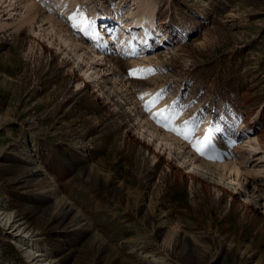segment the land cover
<instances>
[{
  "label": "rangeland",
  "instance_id": "1",
  "mask_svg": "<svg viewBox=\"0 0 264 264\" xmlns=\"http://www.w3.org/2000/svg\"><path fill=\"white\" fill-rule=\"evenodd\" d=\"M0 264H264V0H0Z\"/></svg>",
  "mask_w": 264,
  "mask_h": 264
},
{
  "label": "bare ground",
  "instance_id": "2",
  "mask_svg": "<svg viewBox=\"0 0 264 264\" xmlns=\"http://www.w3.org/2000/svg\"><path fill=\"white\" fill-rule=\"evenodd\" d=\"M154 14H155V10L153 8L148 7V6L145 7V9L143 11L140 12L141 18H139L135 21V26H136V28H140V27L144 28L143 35H145V38H142L138 44H135V48H137V47L138 48H140V47L144 48L146 46H150L151 42L155 39L154 36H156V35L163 36L164 35L158 29L153 28V26L155 24ZM84 20H85V18H84ZM104 35H106V34H104ZM152 37H154V38H152ZM104 38L107 39L108 36H105ZM98 56L99 55L97 54L96 57H98ZM210 131H213V129H210ZM213 134H214V132H210L207 136L213 135ZM205 138L206 137H204L201 140L202 141L201 145H203V146H206V144H208V142H209ZM191 145H193V144H191ZM197 145L201 146L200 144H197ZM204 162L211 168V170H214L220 174H225V176H230L231 178L233 177L232 179H235L238 176L236 170H234L230 166V164L226 163L225 161L221 160L220 158L205 157ZM9 220H10V218L7 219L8 222H9ZM18 231H20V230H18ZM29 251L30 250H27V252H29Z\"/></svg>",
  "mask_w": 264,
  "mask_h": 264
},
{
  "label": "snow or ice",
  "instance_id": "3",
  "mask_svg": "<svg viewBox=\"0 0 264 264\" xmlns=\"http://www.w3.org/2000/svg\"><path fill=\"white\" fill-rule=\"evenodd\" d=\"M173 131H176V129H172ZM185 139H188V137H187V135H185V137H184ZM199 142H197V144H198Z\"/></svg>",
  "mask_w": 264,
  "mask_h": 264
}]
</instances>
